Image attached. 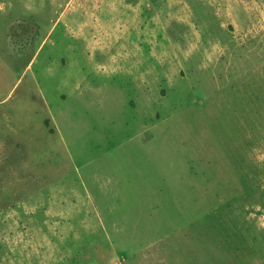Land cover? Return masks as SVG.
<instances>
[{"label":"rangeland","instance_id":"1","mask_svg":"<svg viewBox=\"0 0 264 264\" xmlns=\"http://www.w3.org/2000/svg\"><path fill=\"white\" fill-rule=\"evenodd\" d=\"M0 264H264V0H0Z\"/></svg>","mask_w":264,"mask_h":264}]
</instances>
